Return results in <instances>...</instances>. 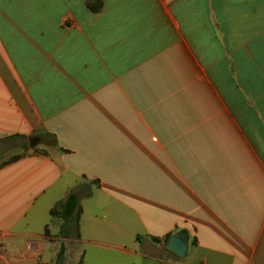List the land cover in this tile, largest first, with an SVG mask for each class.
Returning a JSON list of instances; mask_svg holds the SVG:
<instances>
[{
	"label": "crops",
	"instance_id": "1",
	"mask_svg": "<svg viewBox=\"0 0 264 264\" xmlns=\"http://www.w3.org/2000/svg\"><path fill=\"white\" fill-rule=\"evenodd\" d=\"M91 1L0 0V264H264V0Z\"/></svg>",
	"mask_w": 264,
	"mask_h": 264
},
{
	"label": "trees",
	"instance_id": "2",
	"mask_svg": "<svg viewBox=\"0 0 264 264\" xmlns=\"http://www.w3.org/2000/svg\"><path fill=\"white\" fill-rule=\"evenodd\" d=\"M88 6L94 12H98L103 7V2L102 0H96L94 2L91 1L88 2ZM21 157L22 156L16 157L1 166L16 161ZM81 211L82 207L80 204V193L78 191L70 192L65 200L59 201L51 209V215L54 218H58L62 221L60 226V232L63 237H70L73 235V233H76V237H79L78 225ZM156 240L158 239L156 238ZM65 251V245L62 244L55 264H64Z\"/></svg>",
	"mask_w": 264,
	"mask_h": 264
},
{
	"label": "rangeland",
	"instance_id": "3",
	"mask_svg": "<svg viewBox=\"0 0 264 264\" xmlns=\"http://www.w3.org/2000/svg\"><path fill=\"white\" fill-rule=\"evenodd\" d=\"M32 140L33 143L31 144L30 142L23 141L20 138L0 139V166L16 157L24 156L30 153L29 148L31 146H35L38 139ZM65 243V264H76L78 261V254L76 253L75 243L68 240H66Z\"/></svg>",
	"mask_w": 264,
	"mask_h": 264
},
{
	"label": "water",
	"instance_id": "4",
	"mask_svg": "<svg viewBox=\"0 0 264 264\" xmlns=\"http://www.w3.org/2000/svg\"><path fill=\"white\" fill-rule=\"evenodd\" d=\"M166 247L180 257H186L188 250V237L185 232H177L171 235Z\"/></svg>",
	"mask_w": 264,
	"mask_h": 264
}]
</instances>
